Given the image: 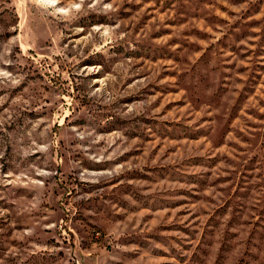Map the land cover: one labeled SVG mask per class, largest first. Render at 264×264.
<instances>
[{
	"label": "rangeland",
	"instance_id": "1",
	"mask_svg": "<svg viewBox=\"0 0 264 264\" xmlns=\"http://www.w3.org/2000/svg\"><path fill=\"white\" fill-rule=\"evenodd\" d=\"M0 264H264V0H0Z\"/></svg>",
	"mask_w": 264,
	"mask_h": 264
}]
</instances>
